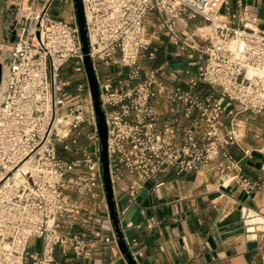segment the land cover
I'll return each mask as SVG.
<instances>
[{"label": "built area", "instance_id": "obj_1", "mask_svg": "<svg viewBox=\"0 0 264 264\" xmlns=\"http://www.w3.org/2000/svg\"><path fill=\"white\" fill-rule=\"evenodd\" d=\"M230 1L82 0L116 203L128 198L127 205L135 204L148 182L161 188L157 177L164 169L181 176L212 168L222 186L253 193L256 183L244 175L242 160L231 157L230 146L244 159L252 156L242 140L252 116L264 114V31L233 27L221 13ZM52 2L4 4L7 32L15 38L0 41V264H26L28 258L31 264H55L57 246L89 260L98 241L115 242L99 231H74L93 221L102 224L96 217L101 209L103 220H110L73 2L68 0L65 19L50 14ZM149 13L163 16L170 42L192 53L188 66L196 72L186 88L168 84L154 70L142 76ZM195 17L206 23L199 34L205 48L177 33ZM68 64L82 75L80 81L62 76ZM199 84L210 92H195ZM157 100L167 102L160 128ZM125 212L118 210L120 219ZM32 239L42 241L39 254L28 252Z\"/></svg>", "mask_w": 264, "mask_h": 264}, {"label": "crops", "instance_id": "obj_2", "mask_svg": "<svg viewBox=\"0 0 264 264\" xmlns=\"http://www.w3.org/2000/svg\"><path fill=\"white\" fill-rule=\"evenodd\" d=\"M239 1L231 0L230 6L222 9L226 20L235 28L247 24L264 31V0H241V4ZM4 4L0 7L3 15L0 40L11 43L7 32L9 17ZM233 15L236 17L233 18ZM205 27L206 23L195 17L186 27L178 26L177 33L182 39L188 37L199 42L200 48H205L206 43L199 39ZM144 30L150 46L139 58L142 76L154 70L168 84L186 88L189 79L195 75L192 72L194 67L174 65L188 62L191 51L170 42L163 25V16L149 13L144 19ZM5 33L8 35L5 36ZM152 51H155V55L150 59L148 54ZM189 69L191 75L187 74ZM122 71L125 75L128 69ZM195 92L207 95L210 90L206 85L199 84ZM154 104L163 115L157 123L160 128L167 118L164 116L167 102L157 100ZM184 125L182 121V127ZM242 148L250 150L252 154L256 152L264 155V114L252 116L246 125ZM230 154L233 159L242 160L244 175L256 183L250 196L251 206L243 205V228L224 234L218 232L216 225L240 205L238 198L242 191L233 185L222 186L214 169L203 168L199 172L181 176L164 169L157 177L164 185L159 189L148 190L152 196L151 215H146L147 210L142 208L143 215L139 216L134 227L130 252L137 264H264V162L254 156L244 159L242 151L234 145L230 146ZM130 184L131 180L123 182L124 186ZM85 204L88 208L93 207L91 203ZM131 206L127 205L126 210ZM96 217L102 218V224L93 221L89 226L74 228V231H85L89 236L99 231L103 238H115L110 222L103 220L105 213L102 209ZM210 237L216 247L215 257L208 243ZM41 249L40 239L30 241L29 254H39ZM26 264H31L29 258ZM55 264L128 263L115 239V242L98 241L89 260L77 258L66 248L57 246Z\"/></svg>", "mask_w": 264, "mask_h": 264}, {"label": "water", "instance_id": "obj_3", "mask_svg": "<svg viewBox=\"0 0 264 264\" xmlns=\"http://www.w3.org/2000/svg\"><path fill=\"white\" fill-rule=\"evenodd\" d=\"M72 2L76 17V23L79 31V36H80L85 73L87 76L93 110L95 114L96 128L99 136L101 174L104 185L106 203L109 212V220L112 230L114 232L116 243L123 257L125 258L128 264H137V262L134 260L130 252V246L132 244L134 227L138 221L139 216L143 215L142 208L147 210L146 215L148 216L151 215L152 196L148 194V190L152 189L153 183L148 182L146 184V189H144L140 193V195L136 198V203L133 204L129 209L126 210L128 198H124L123 200L116 203L114 198L113 188L110 181L109 156H108V131H107L105 114L100 100V91H99L96 73L93 67V63L89 57V38H88L83 2L82 0H72ZM9 38L11 42L14 40L15 38L14 31H12L9 34ZM180 66L187 67L188 62L185 61L183 63H177L174 65V67H180ZM192 72H196V68H193ZM1 74H2V68L0 64V82H1ZM225 104L226 103L223 101V105ZM252 156L260 158L264 162V155L255 152L252 154ZM250 196H247L244 193L240 194L238 198L240 205L238 206V208L232 214H230L228 217H226L224 220H222L216 225L218 232L220 234H224L230 231L243 228V226L245 225L243 221V205L249 207L251 206V204L249 203L251 198ZM124 208L126 212L122 217V219H120L118 215V210L122 211ZM208 243L210 244L213 250V257H215L216 247L211 237L208 239Z\"/></svg>", "mask_w": 264, "mask_h": 264}, {"label": "rangeland", "instance_id": "obj_4", "mask_svg": "<svg viewBox=\"0 0 264 264\" xmlns=\"http://www.w3.org/2000/svg\"><path fill=\"white\" fill-rule=\"evenodd\" d=\"M9 0H1L0 1V7H3L2 3H5ZM43 1V0H41ZM1 9V8H0ZM71 10L69 7V2L68 0H53L52 5H51V10H50V14L53 17H58V18H68V15L70 14ZM3 25V15L0 13V30L2 28ZM1 41V40H0ZM2 55V52L0 51V56ZM204 62L202 61V64ZM62 76L64 78H69V79H73L74 82H78L81 80L82 75L75 73L74 72V67L72 64H68L63 70H62ZM66 157H68L69 159H77L78 156L77 155H73V156H69L67 155Z\"/></svg>", "mask_w": 264, "mask_h": 264}]
</instances>
